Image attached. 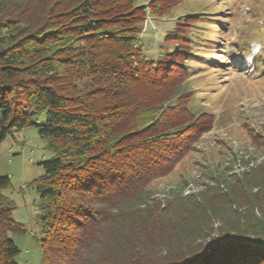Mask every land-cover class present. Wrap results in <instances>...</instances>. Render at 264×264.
<instances>
[{
	"label": "trees",
	"instance_id": "trees-1",
	"mask_svg": "<svg viewBox=\"0 0 264 264\" xmlns=\"http://www.w3.org/2000/svg\"><path fill=\"white\" fill-rule=\"evenodd\" d=\"M143 1L0 0V143L15 128L33 125L54 152L33 182L39 264H49L55 241L72 253V263L85 262L117 218L112 209L172 170L211 126L209 117L192 112L191 101L181 102L186 93L174 86L192 68L181 65L182 56L202 58L198 50L209 46L199 40L215 41L194 30L202 26L196 23L187 34L179 32L176 18L152 49L143 39L145 16L160 15L175 0ZM250 180L240 192L247 205L258 202L264 211V194L255 201ZM10 185L0 174V264H18L20 248L10 234L26 231L12 218ZM153 213L152 225L161 223L164 214ZM260 224L223 231L219 242L183 264H209L221 255L212 264H261ZM136 257L129 261L139 264ZM174 257L140 264H182Z\"/></svg>",
	"mask_w": 264,
	"mask_h": 264
},
{
	"label": "rangeland",
	"instance_id": "rangeland-1",
	"mask_svg": "<svg viewBox=\"0 0 264 264\" xmlns=\"http://www.w3.org/2000/svg\"><path fill=\"white\" fill-rule=\"evenodd\" d=\"M176 18L179 32L202 25L194 30L215 41L211 46L199 40L209 46L198 50L202 58L187 62L182 56L181 65L192 68L186 67L185 81L174 86L186 93L181 102L191 101L192 112L209 117L211 126L172 170L137 188L138 195L122 209H112L117 218L104 227L101 241L81 264H132L130 255L142 263L175 256L183 264L219 242L227 229L262 228L264 211L256 208L258 202L247 205L239 185L251 179L255 201L264 194V0H175L160 15L145 16L143 39L152 49L153 39L171 30ZM53 155L33 125L15 128L0 143V174L10 180L6 193L14 203L12 218L26 229L10 234L20 248L18 264L40 263L39 196L33 182L44 172L41 162ZM156 211L164 215L152 225ZM49 245V264H74L72 253L58 242Z\"/></svg>",
	"mask_w": 264,
	"mask_h": 264
}]
</instances>
